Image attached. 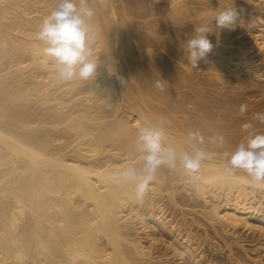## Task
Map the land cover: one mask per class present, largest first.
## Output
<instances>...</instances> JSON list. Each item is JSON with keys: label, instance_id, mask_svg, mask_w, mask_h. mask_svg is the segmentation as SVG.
I'll return each mask as SVG.
<instances>
[{"label": "bare ground", "instance_id": "obj_1", "mask_svg": "<svg viewBox=\"0 0 264 264\" xmlns=\"http://www.w3.org/2000/svg\"><path fill=\"white\" fill-rule=\"evenodd\" d=\"M56 3L0 0V264H264V185L226 175L223 156L243 123L264 133V0H89L95 83L57 79L42 54ZM230 7L236 27L215 28ZM204 25L214 48L193 68L184 49ZM162 118L166 143L190 150L199 130L225 144L195 174L161 168L138 202L115 176Z\"/></svg>", "mask_w": 264, "mask_h": 264}, {"label": "clouds", "instance_id": "obj_2", "mask_svg": "<svg viewBox=\"0 0 264 264\" xmlns=\"http://www.w3.org/2000/svg\"><path fill=\"white\" fill-rule=\"evenodd\" d=\"M98 3L104 6L108 0H98ZM95 15L89 0H57L50 14L43 18L36 37L42 43V54L51 63L57 79L95 83L99 63L98 57L94 55L98 36ZM239 17L240 13L235 7L218 11L213 17L215 28L233 29ZM211 32L208 26H199L187 40L184 53L193 68H197L198 62L213 51L214 45L208 38ZM167 83L160 78L154 86L163 92ZM247 108V104H241L239 113L243 115ZM253 119L264 124V113H255ZM166 129L163 118L139 127L135 143L140 164L128 163L116 173L115 178L120 183L133 189L138 202H143L148 196L161 168L174 170L182 167L187 174H195L203 162L213 155L206 145L222 148L225 144V137L219 131L205 137L195 130L187 132L184 140L190 150H185L165 142ZM253 129L251 122L241 125V131L246 135L233 151L223 153L226 160L224 171L226 175L233 176L236 170H241L247 174L249 184L264 185V133Z\"/></svg>", "mask_w": 264, "mask_h": 264}, {"label": "rangeland", "instance_id": "obj_3", "mask_svg": "<svg viewBox=\"0 0 264 264\" xmlns=\"http://www.w3.org/2000/svg\"><path fill=\"white\" fill-rule=\"evenodd\" d=\"M248 238L249 240L258 239V237H256L254 234H250Z\"/></svg>", "mask_w": 264, "mask_h": 264}]
</instances>
